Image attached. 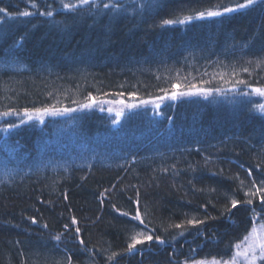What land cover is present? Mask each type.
I'll return each mask as SVG.
<instances>
[{
	"label": "trees",
	"instance_id": "1",
	"mask_svg": "<svg viewBox=\"0 0 264 264\" xmlns=\"http://www.w3.org/2000/svg\"><path fill=\"white\" fill-rule=\"evenodd\" d=\"M114 2L118 12L103 8ZM238 2L97 0L99 7L70 12L61 0H0L12 14L0 13V113H12L0 115V264H67L68 256L72 264L224 260L264 224L259 200L225 211L229 198L244 200L240 180L249 187L264 163V97L235 83L264 87V64L257 66L264 5L159 27L162 19ZM48 5L54 15L40 16ZM25 10L35 14L17 15ZM188 83L225 91L207 100L159 99ZM89 95L97 103L88 110L45 116L43 124L23 116L25 108L51 104L78 109ZM9 123L19 127L3 131ZM105 189L109 199L101 204ZM137 192L145 222L168 242L128 255L126 244L143 225L119 212L135 214ZM192 219L205 222L186 223ZM113 253L121 255L110 259Z\"/></svg>",
	"mask_w": 264,
	"mask_h": 264
},
{
	"label": "snow or ice",
	"instance_id": "2",
	"mask_svg": "<svg viewBox=\"0 0 264 264\" xmlns=\"http://www.w3.org/2000/svg\"><path fill=\"white\" fill-rule=\"evenodd\" d=\"M61 5L62 8L66 11L74 12L77 9L82 8L83 6H95L99 7L97 4V0H79L78 3H65L64 0H61ZM259 5H264V0H243V2H238L235 4V7L228 6V5H212L209 8H206L203 11H198L195 13V15L192 14H187L183 15L182 17L177 15L172 18H166L162 19L159 27L164 28L168 26H173V25H185L188 23H191L193 20H215L218 18H222L227 14L233 13L238 10H246L252 7H256ZM31 8L38 9V4L35 2L31 3ZM104 9H108L110 11H119L122 8V5H119L117 3H105L103 5ZM48 9L46 12L40 11L38 14L40 16H47V17H52L54 15V12L51 10V5H48ZM0 13H3L6 16H11L6 8L0 7ZM32 11H22L19 12L17 15L19 17H30L34 15ZM3 21L0 20V24H2ZM23 38H21L20 43L22 44ZM251 63V62H249ZM264 64V60L258 62V67ZM243 71L248 72L249 75L252 73L249 71L248 68H244ZM207 75V73H205ZM203 83H209V81H204ZM236 84L244 85L245 88H251V93H255L256 95L260 97H264V87H251L246 81L244 80H237L235 81ZM172 88H177V84H172ZM185 90H180V91H172L170 95H168L167 91L164 89H161L162 91H165V96L160 97L159 99L163 100L165 98L170 99V100H178L182 98H190V97H202L203 99L207 100L209 97L213 95V92H216L217 94H220L224 92L225 90L217 87L215 89H205L202 87H197L196 84L194 83H188L182 86ZM233 91L237 95H242V96H248L249 92H242L239 91L238 89H233ZM120 95H123L121 93ZM87 101L89 102H84L79 104V108H65V107H57L56 104H51V105H46L40 108H32V109H27L25 108L23 110V116L27 117V120L31 121L34 118L39 121V123L43 124L44 120L43 117L45 116H51V117H61L68 115L72 112L75 111H83V110H88L91 109L97 101L91 97L90 95L86 98ZM73 103H77L76 101H73ZM101 105L104 103H113V101H100L99 102ZM119 103L123 104L124 102L121 100ZM150 101L147 100H142L141 104L142 105H147L149 104ZM128 108H134L136 105L129 104L127 105ZM155 107L157 109L160 108L159 104H155ZM259 108L261 109V115L264 116V104L259 105ZM103 111V108L101 107L100 109ZM109 112L112 111L111 108L108 109ZM12 113L9 111H5L3 113H0V115L7 117L10 116ZM123 113L122 111H117L116 115L121 116ZM16 115L19 116V112H16ZM25 120L23 118L20 119V124H24ZM19 127L18 124L15 123H9L8 127L3 129V131H9L10 129L17 128ZM262 160H264V157H262ZM122 167V166H121ZM257 171L259 172V178H253L250 180V186L245 188L244 186V181L240 180V186L241 190L244 191V195L246 199L244 200H238L235 198H229V203L230 207L227 205L225 206V211L226 212H231L233 209H237L238 205L243 204L245 206H251L254 204L255 200H259V206L260 210L264 212V163L260 164L257 166ZM247 175L249 177H253V171L249 169L247 171ZM236 179H239V177H236ZM115 187V186H113ZM109 192V189H105L103 192L99 194L100 196V203L103 204L106 199H109L108 195H106ZM64 198L67 199V195L64 194ZM134 203L137 205L135 209V214L130 215L129 212L127 211H121L119 214L121 216L128 217L130 216V219L132 221H138L139 225H143V228L135 231L133 235L130 236L129 241L126 244V247L124 249V254L128 255H133V254H142L144 247H149L151 248L153 245H164L168 241L163 238L160 235H157L155 233V230L149 228L150 221L148 223L145 222V219L142 216V213L140 211V200H139V192L136 194V199ZM112 207L119 211V209L116 208V205L113 204ZM253 215H255V208H250L249 209ZM31 222L35 224L37 221L35 218H30ZM99 219V217H97ZM205 221L204 220H187L186 223L192 226H196L199 224H203ZM79 221L75 216L71 218V225L76 226L74 228V232L76 234V237L79 238L81 229L78 227ZM44 227H47V225H44ZM68 225H65V228H68ZM172 227L180 229L184 228L185 225L182 224H175ZM261 228V233H257V229L255 227L252 228V230L246 234L243 237L244 241V247L241 250V245L237 244L236 248L238 251L233 255L230 260L225 261L224 264H239V261L242 259L244 261V264H256L257 260L264 261V224L260 225ZM62 235H56L53 237V240L60 242L62 240ZM180 235H183V232L180 233ZM80 245H84V240L80 239L79 240ZM87 251V249H84ZM117 255H121L119 253H113L112 257H115ZM67 264H72V257L68 256L67 257ZM197 264H201V262H197Z\"/></svg>",
	"mask_w": 264,
	"mask_h": 264
},
{
	"label": "rangeland",
	"instance_id": "3",
	"mask_svg": "<svg viewBox=\"0 0 264 264\" xmlns=\"http://www.w3.org/2000/svg\"><path fill=\"white\" fill-rule=\"evenodd\" d=\"M256 229H257V233L259 234V233H261V228H260V225H255L254 226ZM136 231H138V229L136 230ZM240 245H241V250H242V248L245 246L244 245V241L243 242H241V243H239ZM238 251V249L237 248H235V251H234V253H233V255H235V253ZM232 255V256H233ZM231 256V257H232ZM228 260H230V258L229 259H227V260H224V261H216V260H213V261H208V262H201V264H224V262L225 261H228ZM258 262H261L260 260H257ZM256 261V262H257ZM197 262H200V261H192L191 263H187V264H197ZM262 262H264V261H262ZM239 264H244V261L241 259L240 261H239Z\"/></svg>",
	"mask_w": 264,
	"mask_h": 264
},
{
	"label": "bare ground",
	"instance_id": "4",
	"mask_svg": "<svg viewBox=\"0 0 264 264\" xmlns=\"http://www.w3.org/2000/svg\"><path fill=\"white\" fill-rule=\"evenodd\" d=\"M243 199H246V197H245L244 193H243ZM133 201H135V199H133Z\"/></svg>",
	"mask_w": 264,
	"mask_h": 264
}]
</instances>
